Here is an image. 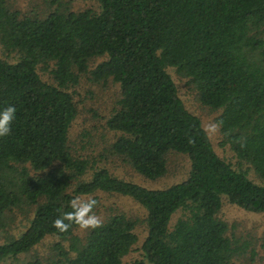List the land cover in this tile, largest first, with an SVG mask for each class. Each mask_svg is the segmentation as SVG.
<instances>
[{
	"label": "trees",
	"instance_id": "obj_1",
	"mask_svg": "<svg viewBox=\"0 0 264 264\" xmlns=\"http://www.w3.org/2000/svg\"><path fill=\"white\" fill-rule=\"evenodd\" d=\"M96 1L97 9L48 0L55 5L46 11H21L0 0V50L13 53L0 55V111L16 107L12 131L0 137V226L14 207L32 206L26 227L0 241V260L52 234L49 254L25 264H230L247 244L217 216L221 194L264 212V182L214 150L165 67L188 77L199 103L216 112L220 143L264 181V0ZM86 74L117 84L106 151L147 178L166 173L167 152L185 153L184 178L148 188L71 152L76 106L67 88ZM96 191L143 206L142 259H122L138 219L119 209L81 236L76 225L52 226L73 198Z\"/></svg>",
	"mask_w": 264,
	"mask_h": 264
},
{
	"label": "rangeland",
	"instance_id": "obj_2",
	"mask_svg": "<svg viewBox=\"0 0 264 264\" xmlns=\"http://www.w3.org/2000/svg\"><path fill=\"white\" fill-rule=\"evenodd\" d=\"M68 8L80 9L91 7L97 9L96 0H61ZM10 6L21 11H28L33 8L46 11L54 7L48 0H7ZM0 55L11 59L13 53H5L0 50ZM102 56L92 57L89 65H95ZM173 79L177 93L182 99L185 107L196 114L202 126L208 133L212 147L223 158L230 161L236 168L245 169L247 176L256 182L260 180L252 168L245 162L237 160L233 151L227 144L220 143V133L218 126L213 120L215 111H210L201 105L196 98L195 90L187 76L180 75L173 66L165 67ZM47 77L46 74L43 75ZM73 94L76 106V114L69 124L67 131V142L71 152L76 155L93 159L97 165L105 166L108 170L119 177L135 181L148 188H157L169 185L185 177L189 159L185 153L169 151L166 154L167 171L156 178H147L134 171L127 163L122 162L118 157L106 151L108 143L113 139L115 132L106 128L104 118L114 105L117 97V84L110 81H94L88 78V74L80 77L79 82L67 88ZM81 199L96 198L97 204L93 212L100 218L119 209L126 215L138 219L134 230L137 238L132 248L122 257L124 261L142 259L140 243L145 235L144 223L141 218L144 216V208L137 201L130 197L117 193L96 191L92 194H81ZM221 205L217 211V216L224 219L229 227V232L245 240L247 244L242 254L233 258L230 264H264V212H257L242 208L226 200L221 194ZM5 224L0 226V241L8 236L17 235L28 224L32 215V206L13 208L6 212ZM181 211H175L169 220L171 225ZM86 229L76 226L73 230L78 235H83ZM56 240L52 234L44 235L29 251L19 253L15 256L5 257L0 260V264H25L33 256L44 257L51 251V244ZM66 241L63 244L66 245ZM243 243V242H242Z\"/></svg>",
	"mask_w": 264,
	"mask_h": 264
},
{
	"label": "clouds",
	"instance_id": "obj_3",
	"mask_svg": "<svg viewBox=\"0 0 264 264\" xmlns=\"http://www.w3.org/2000/svg\"><path fill=\"white\" fill-rule=\"evenodd\" d=\"M16 107L8 105L0 111V137L7 136L12 131L11 125L15 119ZM192 141H190L191 143ZM97 201L75 197L70 201L72 211L64 212L52 221V226L59 232H67L73 225L80 229L97 228L103 224L102 219L93 212ZM67 221V223H66Z\"/></svg>",
	"mask_w": 264,
	"mask_h": 264
}]
</instances>
